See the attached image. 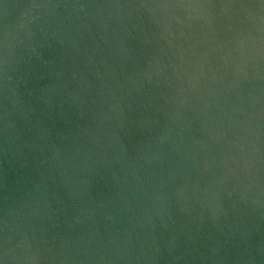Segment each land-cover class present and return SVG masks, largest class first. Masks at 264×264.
I'll use <instances>...</instances> for the list:
<instances>
[{"label":"water","instance_id":"obj_1","mask_svg":"<svg viewBox=\"0 0 264 264\" xmlns=\"http://www.w3.org/2000/svg\"><path fill=\"white\" fill-rule=\"evenodd\" d=\"M0 264H264V0H0Z\"/></svg>","mask_w":264,"mask_h":264}]
</instances>
